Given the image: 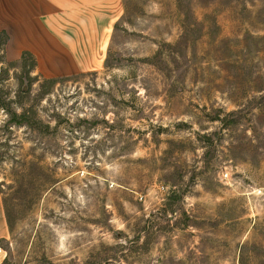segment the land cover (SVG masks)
I'll list each match as a JSON object with an SVG mask.
<instances>
[{"label":"rangeland","instance_id":"obj_1","mask_svg":"<svg viewBox=\"0 0 264 264\" xmlns=\"http://www.w3.org/2000/svg\"><path fill=\"white\" fill-rule=\"evenodd\" d=\"M7 45L3 264H264V0H124L69 74Z\"/></svg>","mask_w":264,"mask_h":264},{"label":"crops","instance_id":"obj_2","mask_svg":"<svg viewBox=\"0 0 264 264\" xmlns=\"http://www.w3.org/2000/svg\"><path fill=\"white\" fill-rule=\"evenodd\" d=\"M123 10L124 0H0V38L7 40L11 56L34 55L44 74L91 70L104 56ZM9 237L0 193V242Z\"/></svg>","mask_w":264,"mask_h":264},{"label":"trees","instance_id":"obj_3","mask_svg":"<svg viewBox=\"0 0 264 264\" xmlns=\"http://www.w3.org/2000/svg\"><path fill=\"white\" fill-rule=\"evenodd\" d=\"M7 40L3 37L0 38V48L3 50L4 46L6 45ZM4 51V50H3ZM4 58V57H3ZM22 64H28L29 62H32V68L35 70L37 69V60L36 58L29 52H25L23 57H22ZM52 81V80H50ZM4 110H7L8 113L11 114V122H15L18 125H23L25 126H31V127H36L38 124H42L43 122L40 121H33L30 117H28V113L29 110L25 109L24 107H22L21 112L18 113L17 111H14L12 109L9 108L8 105H3L2 107ZM47 127H49V125H47ZM46 127V128H47Z\"/></svg>","mask_w":264,"mask_h":264}]
</instances>
